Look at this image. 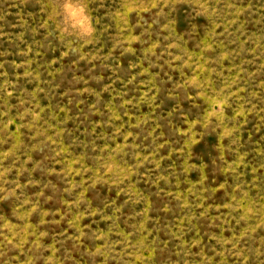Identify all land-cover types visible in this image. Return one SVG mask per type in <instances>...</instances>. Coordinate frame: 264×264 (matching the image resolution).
I'll return each mask as SVG.
<instances>
[{"label": "rangeland", "instance_id": "rangeland-1", "mask_svg": "<svg viewBox=\"0 0 264 264\" xmlns=\"http://www.w3.org/2000/svg\"><path fill=\"white\" fill-rule=\"evenodd\" d=\"M0 264H264V0H0Z\"/></svg>", "mask_w": 264, "mask_h": 264}]
</instances>
